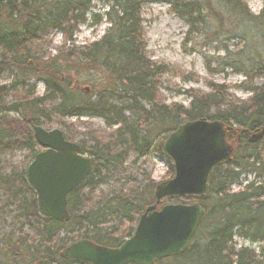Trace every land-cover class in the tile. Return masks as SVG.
Returning <instances> with one entry per match:
<instances>
[{
	"label": "trees",
	"instance_id": "16d2710c",
	"mask_svg": "<svg viewBox=\"0 0 264 264\" xmlns=\"http://www.w3.org/2000/svg\"><path fill=\"white\" fill-rule=\"evenodd\" d=\"M104 1L108 28L99 40L62 49L60 62L58 57L41 62L50 32L71 40L88 13L97 17L91 13L92 0H0V155L5 149H23L32 160L40 151L33 138L35 126L65 127L66 118L80 117L98 118L104 126L79 145L91 160V171L67 198L68 222L41 217L26 168L13 162L7 168L0 160V264H82L60 257L66 246L82 239L107 248L119 246L154 203L158 183L138 161L157 154L167 167L165 177L171 178L173 166L157 152L158 144L179 125L202 118L232 128L239 146L232 161L212 169L203 199H167L198 202L205 215L185 253L154 264H264V143L247 141L248 133L264 125V83L254 85L264 79V5L253 15L245 0H165L188 26L186 35L198 33L210 21L219 25L216 35L226 22L236 35L233 39L243 43L236 52L220 47L223 55L211 62L218 71L207 70L241 75L251 97L235 101L226 88L211 85L208 94L191 97L184 108L160 101L157 86L168 69L145 55L140 19L145 1ZM98 24L95 20L90 26ZM36 80L43 84L40 97L35 95ZM65 135L70 141L68 132ZM129 166L141 182L123 175ZM249 171L260 181L242 186L241 177ZM112 184L120 185L117 191H101ZM235 185L240 188L234 192ZM93 196L99 198L92 202ZM235 238L259 246L256 251L236 248Z\"/></svg>",
	"mask_w": 264,
	"mask_h": 264
},
{
	"label": "water",
	"instance_id": "95a60500",
	"mask_svg": "<svg viewBox=\"0 0 264 264\" xmlns=\"http://www.w3.org/2000/svg\"><path fill=\"white\" fill-rule=\"evenodd\" d=\"M227 134L236 135L219 121L198 119L179 125L157 148L172 163L174 175L155 187L154 203L139 216L132 235L116 248L78 240L66 246L60 257L82 264H154L185 253L205 212L198 202L161 206L162 201L205 197L211 170L235 156L238 140L227 143ZM33 138L42 151L29 163L25 175L36 194L39 214L68 222L67 196L89 175L91 160L80 153L77 144L66 141L59 129L46 131L35 126ZM247 141H264V125L248 133Z\"/></svg>",
	"mask_w": 264,
	"mask_h": 264
},
{
	"label": "rangeland",
	"instance_id": "374dc122",
	"mask_svg": "<svg viewBox=\"0 0 264 264\" xmlns=\"http://www.w3.org/2000/svg\"><path fill=\"white\" fill-rule=\"evenodd\" d=\"M144 1L141 4L140 19L145 41V55L150 62L161 64L168 69V72L159 79V85L157 86L161 103L166 106L179 105L186 108L190 103L191 97L208 94L211 91V85L223 86L229 96L235 101H247L251 97V92L245 90L249 85L241 75L229 70H225L224 73H209L207 70V67H209L210 70L215 69L214 71H218V68H215L211 62L214 57L223 55L219 50L220 47L225 45L228 46L230 51L236 52L243 45L241 40L233 39L236 35L231 32L229 24L223 22L221 30L215 35V29L219 25L210 21L203 28L200 27L201 30L198 33L186 35L188 26L172 13L169 4L165 0ZM91 4V13L97 17L92 18L91 14L88 13L85 16L86 22L77 26L71 36V40L63 37L59 31H52L47 35V40L50 43L46 49L41 51V54H43L41 62L55 60L56 57H58L60 62L57 55L62 49L68 50L72 47L87 46L103 36L108 28V24L104 19V13L108 9L107 4L104 0H92ZM245 4L251 14L257 15L264 5V0H245ZM95 20H99V24L90 26L92 21ZM224 39L228 40L223 41ZM94 78H97L95 74ZM6 79L9 80V77L6 76ZM33 82L35 95L40 97L43 94V84L39 80ZM263 83L264 79H257L254 85L258 87ZM145 106L148 107L147 104ZM64 123L65 127H40L46 131L59 129L63 135L68 132V135L71 136L69 142L78 145H80L81 141H88V137L92 132L100 131L104 128L103 122L95 117L66 118ZM68 125L71 127L66 131ZM228 135L233 137L230 140L227 139L228 143L236 140L235 135ZM236 145L238 148L239 143ZM38 149L41 150L40 148ZM84 156L88 157V155ZM0 160L7 168H10L12 162L27 168L31 159L30 153L26 150L15 149L10 153L9 148L1 153ZM129 163H132L131 157ZM138 165L146 171L155 184L167 180L165 177L167 167L157 154L147 155L138 161ZM136 172L134 168L129 166L127 172L123 173V175H132L133 179L136 177L137 181L141 182V178L137 177ZM262 180H264V174L262 175ZM250 181H255L256 183L260 181L255 171L245 172L241 177L240 184L243 186ZM110 186H113V188L105 186L101 191L103 193L117 191L120 185L112 184ZM239 188V185H235L232 191L235 192ZM96 193L95 195L99 194L98 192ZM98 198L93 196L92 202H95ZM167 203H169L167 199L163 201V204ZM175 203L179 202L175 201ZM234 242H236V248L247 247L256 251L259 246V244H251L238 238H235Z\"/></svg>",
	"mask_w": 264,
	"mask_h": 264
}]
</instances>
